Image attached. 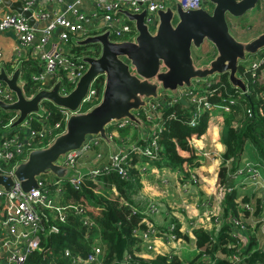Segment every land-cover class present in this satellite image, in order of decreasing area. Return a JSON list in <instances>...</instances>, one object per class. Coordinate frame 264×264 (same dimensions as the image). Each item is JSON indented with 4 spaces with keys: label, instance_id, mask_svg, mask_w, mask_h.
Here are the masks:
<instances>
[{
    "label": "built area",
    "instance_id": "obj_1",
    "mask_svg": "<svg viewBox=\"0 0 264 264\" xmlns=\"http://www.w3.org/2000/svg\"><path fill=\"white\" fill-rule=\"evenodd\" d=\"M20 1L24 10L31 9L35 21L45 22L44 27L37 30L22 15L0 10V33L10 30L16 36L17 45L14 48V59L18 62L17 68L20 69L17 84L26 99H31L42 89L51 90L58 81L60 82L59 95L66 96L74 89L88 67L87 63L83 61V57H98L100 54V52H92L77 55L72 49L79 44V41L105 32L109 33L110 41H135L138 35L135 21L129 20L123 13L124 11L131 14L144 12L143 23L147 26L149 33L154 34L159 25V11L171 9L176 16L177 6L183 11L205 9L210 12L213 9V5L210 10L207 9V0H92L91 8L84 5L85 0H72L64 3L62 9L47 8L49 4H58L61 0ZM172 24L174 23L172 22ZM57 28L60 30L57 39L52 41ZM47 45H49L48 48H46ZM1 55L0 49V57ZM243 61L239 62L240 70L237 69L236 76L246 85V90L242 91L234 86L239 89V93L221 102H212L209 99L210 95L206 88L211 85L213 76L195 78L191 81L190 86L178 87L175 91L162 88L160 82L154 78L151 81L158 84L156 97H142L144 105L133 112L138 122L127 117L111 121L107 126L110 125L112 129L110 131L106 129L108 141L99 135H93L86 138L79 149L71 150L57 159L56 165L69 170L66 177H58L51 171L39 174L35 177L36 186L28 191L23 190L19 180L14 177L16 166L25 161L32 150L47 147L57 136L62 134L71 114L86 112L97 105L102 98L105 77L103 75L100 87L98 81V86L96 85L98 76L94 79L77 110L71 111L57 106L60 117L56 121L51 120L52 113L45 102L39 103L38 110L26 115L16 126H13V123L17 120L19 111L0 108V173L12 176L14 181L8 190L0 186V264H25L28 257L35 252L42 253V259H45L51 250L42 244L44 238L49 234L59 233V224L67 223L68 217L71 215L78 218L83 227V238L90 249L87 254H82L74 252L70 247H64L60 255L65 261L62 264H103L104 257L100 237L93 234V229L97 228L94 216L89 213L84 203L77 204L71 200L67 203L62 201L65 196L64 185L69 184L73 189L81 190L85 177L96 179L98 176L111 172L128 180L131 178L129 168L131 167L130 154L132 152L140 154L146 159L141 165H135L141 173L146 172L151 161L157 159L162 153L156 132L165 126L163 125L166 120L162 113L163 108L171 107L175 103L181 102V99H184L186 104L192 105L188 121L190 127L197 126L206 113L207 126L212 121H218L222 125L223 113L232 112L234 106L240 103V98L249 94L246 75L264 79V49L258 51L257 57L250 60L249 64H242ZM29 62H33L35 65H30ZM34 68L37 70H33ZM13 71L12 69L7 74L10 76ZM29 85H31L32 92L27 94L25 88ZM261 97L264 100V93L261 94ZM16 100L15 92L6 83L0 81V101L12 104ZM5 111H10V114L4 124L2 114ZM245 112L252 115L251 108ZM258 113L264 115V106L258 108ZM143 121L151 125L150 130H147L148 136L146 137H149L147 143L138 144L132 138L131 132L118 138L117 130L127 127H130L131 131L135 130L136 135H140L141 138L144 129H146ZM201 138L202 134L192 135L188 139L195 150V155H199L197 150H202L197 146V141ZM101 141V145L108 143L107 145L112 146L110 152L107 153L105 162H103L105 150H93ZM213 154L211 150L200 152V155L206 159L212 158ZM95 160L100 163L94 164ZM84 161L92 163V166L86 171L80 169L81 163ZM167 169L169 168H162L164 172H167ZM176 173L181 179V173L178 170ZM227 177L226 191L237 188L255 189L258 186L264 189V163L256 159L246 160L233 171H229ZM198 178L199 175L190 169L188 181L183 185L184 190L187 185L198 186ZM162 181L164 184L167 182L166 179H162ZM256 194L264 207V192ZM193 201L192 207L201 205L198 198ZM202 202L201 206L208 208L210 202ZM217 203L215 202L217 210L208 208L210 215L207 213L203 219L192 221L187 229H181V227L177 228L173 221V212L169 211L168 207L154 200L147 201L141 210L145 216L141 223L143 222L146 227L144 229L136 227L132 231V236L138 239L135 246L132 247L133 252L124 250L122 259L113 264H139V260L135 257L153 260L157 255H166L170 261L175 255L181 257L182 249L186 247H188V251H194V255H196L203 248L196 244L193 231L202 228L216 235L224 222L231 225L230 234L232 237L246 238L250 233L255 234L260 247L264 250V209L262 208L261 224L258 226L259 232L263 236V240H261L260 233L255 232V222L251 221L246 224L240 218L242 216L228 215L225 217L218 206L219 201ZM243 206L250 213L253 212L250 203H245ZM187 208L190 209L189 205ZM159 216L166 219V224H158L155 217ZM211 217H213V221ZM156 226L161 227L164 231ZM181 234L188 237V242L183 239ZM235 244L241 245L240 239ZM164 245L167 246L166 250L163 249ZM48 250L50 251L47 252ZM242 254L240 246L234 249L229 255L231 264H239L243 260ZM203 256L206 255L203 254ZM41 264L59 263L50 258L48 262H41Z\"/></svg>",
    "mask_w": 264,
    "mask_h": 264
},
{
    "label": "water",
    "instance_id": "obj_2",
    "mask_svg": "<svg viewBox=\"0 0 264 264\" xmlns=\"http://www.w3.org/2000/svg\"><path fill=\"white\" fill-rule=\"evenodd\" d=\"M207 1L213 5L210 12L205 9L183 11L177 6L175 24H172L175 15L171 9L159 11V25L154 34H150L143 23L144 12L131 14L124 11L129 20L135 21L138 32L135 41H110L108 32L79 41L80 45L98 44L101 51L98 57H83L88 67L66 96L58 94V81L51 90L42 89L31 99H26L17 84L20 69L16 68L10 76L3 68L0 70V81L6 83L17 97L12 104L0 101L1 109L19 111L13 126L37 111L38 104L45 101L77 110L94 79L99 75L105 77L100 102L86 112L71 114L62 134L47 147L32 150L27 159L16 166L14 177L23 190L35 187V177L42 173L51 171L58 177H66L69 170L56 165L57 159L79 149L86 138L93 135L108 141L106 126L111 121L127 117L138 122L133 112L144 105L142 97H156L157 82L162 88L175 91L178 87L190 86L195 78L227 73L233 86L246 90V85L236 76L238 65L246 54H255L264 48V32L247 42L238 41L229 32L226 15L242 16L264 0ZM4 8L22 15L29 24L36 26L31 9L24 10L20 0H2L0 10ZM205 40L213 44L216 54L208 63L197 66L191 48L200 47ZM154 78L157 82L151 81ZM181 102L186 104L184 99ZM13 182L12 176L0 173V186L8 190Z\"/></svg>",
    "mask_w": 264,
    "mask_h": 264
},
{
    "label": "trees",
    "instance_id": "obj_3",
    "mask_svg": "<svg viewBox=\"0 0 264 264\" xmlns=\"http://www.w3.org/2000/svg\"><path fill=\"white\" fill-rule=\"evenodd\" d=\"M89 46L98 47L97 44H77L72 51L77 55L89 54L91 53L87 51ZM99 52L96 48L95 53ZM28 64L35 65L33 62ZM7 70L11 71L12 68L9 67ZM33 70H37V68ZM238 70H240V67H238ZM102 80L103 75H99L96 78V85L98 86L99 82L100 87ZM211 81V85L206 89L212 102H221L239 93V89H236L230 83L227 73L215 74ZM246 84L249 94L240 98V103L234 106L232 112L223 113V124L220 131V142L223 145V152L212 198L219 201L225 217L228 215L242 216L240 218L243 220L251 217L256 224L255 228H257L261 224L263 208V204L257 194L248 196L240 193L237 189L226 191L225 187L228 180V172L233 171L240 165L247 145H250L253 149L254 159L264 163V115L262 116L258 113V108L264 106V100L261 97V94L264 93V79L260 77L252 78L247 74ZM30 86L25 88L27 94L32 92ZM45 104L51 110V120H58L60 117L58 107L49 101H45ZM249 108L252 109V115H248L245 112ZM191 112L192 105L184 104L180 101L171 107L163 108L162 113L166 119L163 125L165 126L162 130L156 132L162 147V153L159 154L160 156L157 159L151 161L152 164L178 170L182 178H189L190 169L198 165V157L195 155V150L188 139L192 135L199 136L203 134L207 127V113L202 116L197 126L190 127L188 121ZM9 114L10 111L3 112L4 124L7 122ZM143 122L145 128L150 130V123ZM106 129L110 131L112 127L109 125ZM130 132V127L120 129L117 130V136L119 138L128 135ZM133 133L134 135L137 134L135 130H133ZM134 135H132V138H136L138 144H145L149 141V137L142 136L140 138L138 135L136 137ZM118 138L116 139L117 141ZM130 157L131 167L129 172L131 178L128 180H124L117 173L111 172L98 176L96 179L85 177L81 190H75L69 184L64 185L65 196L62 201L66 202L70 199L73 203H84L89 213L94 216L97 228L93 229V234L100 237L104 257L103 264H113L116 261H120L124 250L133 252L132 247L135 246L138 239L132 236V231L136 227L142 229L146 227L143 222L141 223L145 216L142 214L141 205H139L140 203L137 202L135 197L139 187L136 177L138 169L135 165L146 159L134 152L130 154ZM97 182L100 183L103 191L99 189L100 192L97 189ZM113 188L116 191L114 197L110 196L115 194L112 190ZM252 197H256L253 201L254 203L251 202ZM245 203L251 204L252 213L243 206ZM173 221L178 228L177 221ZM59 226V233L49 234L42 242L45 245L44 247L51 250V253L45 259H42L43 254L35 252L28 257L25 264H41V262H48L50 258L62 264L65 261L60 255L64 247H70L74 252L87 254L90 248L83 238V227L78 218L71 215L68 217L67 223L59 224ZM157 228L164 231L161 227ZM230 231L231 225L227 222L221 225L216 235L202 228L195 229L193 234L196 237V244L203 250L196 255H192L187 260L182 256L178 257L176 255L170 261L166 255H157L153 260L135 258L139 260V264H231L229 255L240 246L243 260L239 264H264V250L260 247L255 234L250 233L248 234L249 237L242 238L240 236V238L232 237ZM181 236L188 242L189 239L186 235L181 234ZM238 239H240L241 245L235 244ZM228 243L230 244L229 246ZM203 254L206 256H203Z\"/></svg>",
    "mask_w": 264,
    "mask_h": 264
},
{
    "label": "crops",
    "instance_id": "obj_4",
    "mask_svg": "<svg viewBox=\"0 0 264 264\" xmlns=\"http://www.w3.org/2000/svg\"><path fill=\"white\" fill-rule=\"evenodd\" d=\"M72 0H61L58 4H49L47 6L48 9L50 8H60L62 9L64 3H67ZM84 5L87 8L92 7V0H85ZM13 12L10 11L8 8H4L1 11ZM36 29L39 30L44 27V21L36 22ZM59 29H55L52 41L57 39V35L59 33ZM39 34V32H37ZM36 43V40H35ZM17 45V40L15 34L10 31H4L0 33V49L2 51V55L0 57V70L3 68L8 74L9 71L7 70L9 67L15 70L17 68L18 62L14 59V48ZM49 45L46 46L48 48ZM216 54V53H215ZM215 54L212 58H214ZM197 66H201L203 64H197ZM221 123L218 121H212L210 125L206 127L205 132L202 134V138L197 141V146L201 147L202 150L197 152L199 155H196L199 159L198 165L193 167V171L199 175L198 186L196 185H187L186 190H184L183 185L188 181V178H181L176 173L175 169L166 167V166H158L156 164L150 163L147 167L146 172L141 173L137 170V179H138V191L136 194V200L139 205L143 206L141 209L145 207V202H141L139 200V195L142 192L143 195H149L152 200L162 202L168 207V210L173 212V219L177 221L179 227L181 229H187L188 226L192 221L195 219H203L204 216L207 215L209 212L208 208H204L202 201L205 199H212L215 183L217 179V172L219 169V165L221 162V154L223 152V145L220 142V131H221ZM142 136H148L147 129H144V134ZM140 137V135H138ZM108 144V143H107ZM101 145L102 148L105 150L104 161H106L107 153L109 150L112 149V146ZM110 146V147H109ZM248 146L245 147V151L242 155V162L248 160L246 153L248 152ZM103 150V151H104ZM203 150H211L213 151V156L210 159H206L203 155H200V152ZM110 152V151H109ZM143 162V161H142ZM142 162L137 163L141 165ZM92 166V163L84 161L81 163V170L86 171L88 168ZM162 168H169L167 172H164ZM162 179H166V184L163 183ZM114 191V188L112 189ZM242 190V189H241ZM248 190V189H247ZM199 191V192H198ZM245 190L239 191L243 193ZM115 192V191H114ZM248 192V191H247ZM251 193V192H250ZM205 197V198H204ZM198 198L199 202L198 206L192 207V202ZM70 201V199H69ZM68 200L66 201V203ZM189 205L190 209L187 208ZM252 219L251 217L247 218L248 220ZM158 224H166V219H162V217H155ZM154 220V219H153ZM252 221V220H251ZM186 255H189L190 251H184ZM192 255L189 256V258Z\"/></svg>",
    "mask_w": 264,
    "mask_h": 264
},
{
    "label": "rangeland",
    "instance_id": "obj_5",
    "mask_svg": "<svg viewBox=\"0 0 264 264\" xmlns=\"http://www.w3.org/2000/svg\"><path fill=\"white\" fill-rule=\"evenodd\" d=\"M211 6H212V4L210 2H208L207 9L210 10L211 9ZM226 17H227L226 19H227V23H228V26H229V32L238 41L247 42V41L253 39L254 37H256L257 35H259L260 33L264 32V2H262V1H259L254 8L248 10L242 16L234 17L232 15L227 14ZM176 22H177V17L174 16L173 23L175 24ZM152 29L153 28L151 27V30ZM96 48L99 51H101L100 45H98V47L97 46L96 47L89 46L88 49H87V51H90L91 53L92 52L95 53L96 52ZM263 49L264 48H262L260 50H263ZM215 52H216V50H215L213 44L210 43L207 40H205L201 44L200 47L196 48V47L192 46V48H191V55H192V58H193L195 64L196 63L197 64H206V63H208L210 61V59L213 57V55L215 54ZM257 55H258V52L255 53V54H246V60H244L242 64H249V61L252 60V59H254V58H256ZM131 134L134 135L133 131H131ZM134 136L136 137V134ZM102 141L100 142V144L98 146L94 147L93 150H102L103 149L102 146H101ZM136 141H137V139H136ZM248 147L249 148H248V152L246 153V156H247V158H249L248 160H253L255 158L254 157L253 149L250 146H248ZM99 163H100V161H98V160H95L94 161V164H99ZM88 167H90V165H88ZM97 183H98L97 184V189L98 190L100 189V190L103 191V188L100 185V183L99 182H97ZM237 190L238 191L245 190L243 192V194H247L248 196H252V195H250L252 193H254L253 195H255L256 193L264 192V189H261L260 186H258L255 189H249L248 188V190H247V188H246V189H242L241 190L240 188H237ZM114 193L115 194H111L110 196H113L114 197V195H116V192H114ZM138 195H139V200L141 202H146L147 203V201H151L152 200L149 195H143L142 192L140 194L138 193ZM254 199H256V197H252L251 198V202L252 203H254L253 202ZM204 201H209L210 202L208 208L217 210L216 204H218V203H217L216 200H214L212 198L211 200L210 199H205ZM215 202H216V204H215ZM160 204L163 205V206H166L162 202H160ZM218 206L220 207V205H218ZM141 207H143V206H141ZM263 209H264V207H263ZM208 215H210V214L208 213ZM211 218H212V221H213V217H211ZM251 220L252 219H249L248 221L251 222ZM244 221L247 224V221L245 219H244ZM164 223L165 222H163V224ZM254 229H255V232L260 233L259 232L260 229H258V227L257 228H254ZM259 235H260L261 240H263L262 239L263 236H261V233ZM166 248H167V246L164 245L163 246V249L166 250ZM187 248L188 247L182 249V257L185 260H187L190 255H194L195 254V252L192 251L189 255H186L184 253V251L185 250L187 251Z\"/></svg>",
    "mask_w": 264,
    "mask_h": 264
}]
</instances>
